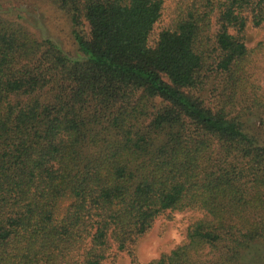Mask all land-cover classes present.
<instances>
[{
    "label": "trees",
    "instance_id": "16d2710c",
    "mask_svg": "<svg viewBox=\"0 0 264 264\" xmlns=\"http://www.w3.org/2000/svg\"><path fill=\"white\" fill-rule=\"evenodd\" d=\"M54 1L88 25L77 58L0 17V264L135 260L157 218L190 211L184 242L147 264H257L264 39L245 37L264 0Z\"/></svg>",
    "mask_w": 264,
    "mask_h": 264
},
{
    "label": "rangeland",
    "instance_id": "374dc122",
    "mask_svg": "<svg viewBox=\"0 0 264 264\" xmlns=\"http://www.w3.org/2000/svg\"><path fill=\"white\" fill-rule=\"evenodd\" d=\"M164 1L166 5L170 2V0ZM80 3L81 1L78 7ZM0 17L18 22L38 40L52 41L71 58L80 56L73 32L76 31L84 39L89 38V28L84 17L79 19V25L74 28L66 11L61 9L54 0H4L0 3ZM167 22V13L164 11L155 32H158ZM263 39L264 25L260 28H247L245 44L248 48H253ZM250 74L251 79L261 87L264 93V56L253 62ZM249 124L258 126L259 122L257 119H251ZM69 204L70 200H63L60 203L59 215H62ZM200 217L201 214L195 211L163 215L155 220L149 232L135 242L133 246L135 260H132L127 253H119L112 247L108 253L109 258L104 264H147L182 244L188 227ZM248 260L264 264V244L256 246L248 255Z\"/></svg>",
    "mask_w": 264,
    "mask_h": 264
}]
</instances>
